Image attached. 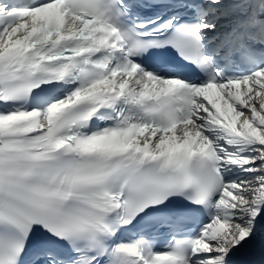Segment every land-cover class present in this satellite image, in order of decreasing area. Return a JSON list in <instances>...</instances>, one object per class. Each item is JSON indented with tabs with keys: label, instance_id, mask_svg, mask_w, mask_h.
Instances as JSON below:
<instances>
[{
	"label": "snow or ice",
	"instance_id": "1",
	"mask_svg": "<svg viewBox=\"0 0 264 264\" xmlns=\"http://www.w3.org/2000/svg\"><path fill=\"white\" fill-rule=\"evenodd\" d=\"M0 264H264V0H0Z\"/></svg>",
	"mask_w": 264,
	"mask_h": 264
}]
</instances>
